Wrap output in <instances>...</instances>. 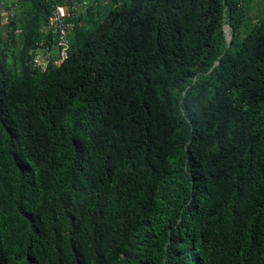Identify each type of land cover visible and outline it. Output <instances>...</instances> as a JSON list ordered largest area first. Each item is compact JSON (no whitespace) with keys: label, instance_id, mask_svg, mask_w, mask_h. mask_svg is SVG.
<instances>
[{"label":"trees","instance_id":"trees-1","mask_svg":"<svg viewBox=\"0 0 264 264\" xmlns=\"http://www.w3.org/2000/svg\"><path fill=\"white\" fill-rule=\"evenodd\" d=\"M258 2L91 1L45 71L0 15V264H264Z\"/></svg>","mask_w":264,"mask_h":264},{"label":"built area","instance_id":"built-area-1","mask_svg":"<svg viewBox=\"0 0 264 264\" xmlns=\"http://www.w3.org/2000/svg\"><path fill=\"white\" fill-rule=\"evenodd\" d=\"M52 2L53 10L48 18V23L44 27V32L51 33L55 41L52 44L40 41L36 43L33 51L32 67L45 71L50 64H60L68 58L71 50V35L75 29V19L82 13H85L91 5L90 0H73L72 3L64 4L59 0H47ZM112 0H103L104 4ZM21 0H0L3 11L2 23L7 24L15 14L17 6ZM98 5V1L93 2ZM11 6L10 10L9 7ZM22 30L16 29L17 33Z\"/></svg>","mask_w":264,"mask_h":264},{"label":"crops","instance_id":"crops-1","mask_svg":"<svg viewBox=\"0 0 264 264\" xmlns=\"http://www.w3.org/2000/svg\"><path fill=\"white\" fill-rule=\"evenodd\" d=\"M90 1H93V2H94V1H98L99 4H100V3H103V0H90ZM117 1H118L119 3L122 2V0H117ZM111 2H112V1H111ZM67 4H68V3H67ZM10 8H11V6L9 7L8 10H10ZM17 8H18V6H17ZM17 8H16L15 12H17ZM3 11H6V9H2V11H0V12H1V14H0V15H1V19L3 18V16H2V15H3Z\"/></svg>","mask_w":264,"mask_h":264},{"label":"rangeland","instance_id":"rangeland-1","mask_svg":"<svg viewBox=\"0 0 264 264\" xmlns=\"http://www.w3.org/2000/svg\"><path fill=\"white\" fill-rule=\"evenodd\" d=\"M260 2H261V1H260ZM254 3H255V2H254ZM257 3H259L258 0H257ZM255 4H256V3H255ZM254 8L256 9V5H255ZM225 29H227V33L230 34V29H229V26H228V25H226V28H225ZM229 34H228V35H229Z\"/></svg>","mask_w":264,"mask_h":264},{"label":"clouds","instance_id":"clouds-1","mask_svg":"<svg viewBox=\"0 0 264 264\" xmlns=\"http://www.w3.org/2000/svg\"><path fill=\"white\" fill-rule=\"evenodd\" d=\"M24 264H32V263H24ZM35 264H43V262L42 261H37Z\"/></svg>","mask_w":264,"mask_h":264},{"label":"water","instance_id":"water-1","mask_svg":"<svg viewBox=\"0 0 264 264\" xmlns=\"http://www.w3.org/2000/svg\"><path fill=\"white\" fill-rule=\"evenodd\" d=\"M226 28V27H225ZM226 30V33H227V29H225ZM229 33H227V35H228ZM228 39H231V35L229 34L228 35Z\"/></svg>","mask_w":264,"mask_h":264}]
</instances>
